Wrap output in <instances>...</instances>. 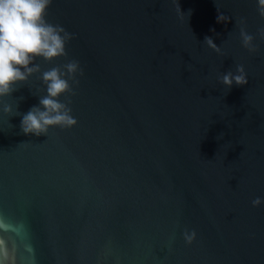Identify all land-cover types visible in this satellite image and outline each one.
<instances>
[{
	"label": "water",
	"instance_id": "95a60500",
	"mask_svg": "<svg viewBox=\"0 0 264 264\" xmlns=\"http://www.w3.org/2000/svg\"><path fill=\"white\" fill-rule=\"evenodd\" d=\"M176 2L51 0L67 56L0 98V264H264V40L239 37L264 18L256 0ZM69 60L77 124L25 135L42 72Z\"/></svg>",
	"mask_w": 264,
	"mask_h": 264
},
{
	"label": "clouds",
	"instance_id": "9594fccd",
	"mask_svg": "<svg viewBox=\"0 0 264 264\" xmlns=\"http://www.w3.org/2000/svg\"><path fill=\"white\" fill-rule=\"evenodd\" d=\"M51 0H0V98L11 96L18 90L17 85L25 82L41 68L35 63L37 58L52 61L67 56L66 43L74 38L62 25L49 23L46 19ZM256 11L264 18V0H256ZM179 12V2H176ZM219 12V10L217 9ZM183 13V12H182ZM230 17L220 14L217 21H228ZM214 31V29H213ZM264 40V26L257 29L254 36L247 31L246 21L239 22L241 45L249 52L257 51L256 37ZM204 43L217 53L220 47L212 37L206 36ZM77 73L83 74L79 62L69 60L61 67L43 71L41 80L46 86V94L39 99L21 120V130L25 135H47L50 127L71 128L77 124L73 117L70 96L75 94L73 84H78ZM220 83L230 91L233 85L244 86L249 83L244 65H237L236 71L224 72L219 76ZM71 82V83H70ZM66 96V102L59 97ZM22 99V98H21ZM3 112L11 113L12 105H3ZM220 138H223L221 134ZM264 202L260 197L252 201L254 207ZM183 237L191 244L196 238L195 230H185Z\"/></svg>",
	"mask_w": 264,
	"mask_h": 264
}]
</instances>
